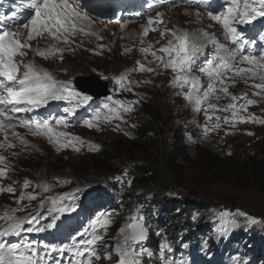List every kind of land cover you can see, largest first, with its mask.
I'll return each instance as SVG.
<instances>
[{
	"label": "rangeland",
	"instance_id": "rangeland-1",
	"mask_svg": "<svg viewBox=\"0 0 264 264\" xmlns=\"http://www.w3.org/2000/svg\"><path fill=\"white\" fill-rule=\"evenodd\" d=\"M80 1H86V5L94 8V12L99 13V3L94 2V0ZM216 1L219 4L217 9L218 13L220 10H225L230 6V0ZM147 3H149V1H147ZM177 6L178 7L161 9L160 5L156 3V7L160 8V10L156 12V18L159 22L161 20L163 21L160 23L164 28L165 35L161 36V32L156 34L150 31L153 33V35L148 36L150 39L147 38V35H144L145 27H141L140 24L132 25L128 28V25L122 27L120 31L121 36L115 38L113 36L114 31L104 27L101 20H97L90 10L91 8H89L87 12L90 14L93 22V31L95 35L86 37L78 35L73 38L74 42L68 45L60 43L58 46L68 51L67 55H65L63 51V60L58 58L61 54H57L56 58L49 57L45 59L35 55L33 51H29V55L26 59L34 61L37 65L42 66L50 72L54 71V76L61 77L59 80L71 81V87L73 88V80L77 76L78 78H87L84 80H89V78L95 76L105 80V77L113 78L120 74L128 73V79L134 82L131 87L135 89L131 92H124L123 95L121 92L115 90L114 93L107 96L106 99L112 97L113 99L131 101L133 105L139 104L141 111L144 110L145 114H152L163 120L166 119V121H169V124L171 123L170 120L177 123L182 121L180 120L179 113L186 115L187 118L184 119V121H189L192 125H195L192 142L188 141L187 138L191 137L188 134L185 136L184 140V142L187 143H184V145L186 146L188 161L184 162L183 170L175 168L171 171V168H168L167 164H161L158 178L160 181H163V184H167L166 180L170 181L168 186L175 185L182 194H190L200 199L204 198L211 201L210 208H205V211L195 215L196 219L202 220L203 225L207 224L210 226V228L207 227L209 230L207 231L208 235L214 231L213 237L219 238L222 236L224 239L229 240L235 236V234H232V226L241 225V229H245L243 236L248 237V241L254 238L260 239L264 235V190L259 189L257 186L245 187L247 186L246 183L249 174L244 169L248 168H246V163H242L240 159L257 156V159L262 160L264 163V123L259 122L260 120H264V94L259 96L254 95V93L259 90L253 87L255 83H259L260 81L248 79L247 83H245V89L248 92L242 90L243 84L238 86L240 81L245 79L234 77V84L231 81L228 82V87L231 91L235 92L234 94L238 93V91H245L247 98L250 96L254 98L252 95L255 96L258 101L257 108H253L251 113L242 116L249 118L251 115H254L257 118L255 121L249 119L248 122H240L239 119H233L231 117L228 119V122L225 123L222 113L224 112L223 109L226 107V104L224 101L225 95L222 92L216 94L220 96L219 100L213 96L210 101L202 105L200 111L191 108L186 109L182 103L184 101L188 104L187 101L182 95L176 94L179 89H174L170 86V81L172 79L170 74L174 75L171 70H164L162 67H157V63L154 59L151 60L147 57L150 54L146 55L141 50L138 51L137 49L139 47L142 48L145 43L151 44L153 49L166 46L168 40L171 39L168 30L177 28L190 32L197 30L207 31L215 34L221 43L226 44L233 50L235 49L232 43L224 38L222 28H209L208 24H201L198 21V16L196 15L198 10L185 8L179 5ZM254 6L257 9L262 7L258 2L255 3ZM84 7V5L79 6L80 11ZM158 14H161L160 17H158ZM234 27H236L240 35L244 30H254L249 36L255 37L264 27V17L254 20L251 24L237 22L234 24ZM23 31L27 32L26 29H23ZM262 36H264V30L261 31L257 38L264 43V39L261 38ZM98 37H102V39H98ZM43 43L47 44L43 45L44 48L42 49H47L50 43L54 44L56 42L46 37L43 39ZM214 51V46L208 44L205 54L200 57L198 63H203L206 56L210 55L211 58ZM244 54H248L247 49L244 51ZM120 56L130 59L126 60ZM137 61L144 64L146 67L155 68L156 71L147 72L139 70ZM241 66L248 67V65ZM135 70L138 71V77L133 73ZM200 75L202 84H204V78L209 81L207 76L203 74ZM129 76L138 78V80L136 81L133 78H129ZM155 80L163 84L162 88H160L162 93L166 94L168 97H176L175 103L168 101L166 97L159 92L155 93L152 99ZM147 82L150 83L148 89L142 87V84ZM238 87L239 89H237ZM142 88L149 94H140ZM75 90L81 95H87L77 89ZM135 101H139V103H134ZM209 102L217 104L220 110L209 109L207 107V103ZM219 102L221 103L220 107ZM141 103H146L144 106L145 108L140 105ZM66 108L70 107L63 100H50L47 105L33 109L34 112H37L38 118L32 116L33 112L27 117L24 116V112L16 114L18 120L47 119L50 123H54V121L58 119H64L67 121L68 127H60L59 130L68 132L72 134V136L80 137L85 143L83 145L77 144L80 151H74L75 154L69 151L58 152L51 148L47 137L35 136L32 135L28 129L17 127L15 131L19 133L20 137L27 140L28 143L27 145L21 144L19 139L9 135V140L15 147L0 149V155H4L7 158L6 163L9 168L7 177L0 178V187L6 188L7 186H12L16 189L15 194L0 192V215H3V212L9 208L17 207L16 199L22 192L26 194H38V199L36 201L45 199L47 207L43 209L44 216L48 215L50 218H53V216L60 217L62 215L73 214L78 207L75 201L80 193L93 192L97 186L101 185V183H105L106 179H114V177L122 175L124 169H128L129 174L127 177L123 178L125 182L123 184L125 187L128 186L130 191H132L130 194L133 193L131 199L129 198V200H127V203H129L130 200L134 202V204H130V208H135V212H131L128 209L125 210L123 207L115 208L111 218L112 223L109 225L112 231L107 234L112 240L110 243L106 241L108 244H114L115 238L119 235V229L128 222L129 217L139 213V207L141 209L143 205H148L146 204L147 200L143 199L145 196H137V199L134 201L135 193L138 190L135 185L133 186V182L136 179L133 171L137 170V164H142L143 156L134 151L131 146L126 145L125 139H132L135 136L136 129L133 127V123L132 125L131 122L126 124L125 121L120 120H112L110 123L102 122L98 128L94 126L91 129L87 127L86 123H76L74 126H71L69 125L71 120L70 115L64 111ZM99 108H102V104L99 105ZM228 112L231 113V110ZM137 113L138 109L132 111L129 117L132 122L137 118ZM240 114L241 111L237 113V116L241 117ZM220 115L223 117H220ZM208 117H211V119ZM217 117H220V119L217 120ZM82 118L87 120L85 116H82ZM216 124H219L218 128L215 127ZM117 125H119L118 128ZM205 126L210 129L207 133L205 132ZM226 128L229 129L228 132H224ZM191 129L192 126H185V131H189L190 134H192L190 131ZM125 133H127V135ZM0 136L3 135L1 134ZM2 141L3 139L0 142ZM53 145L56 146L55 144ZM95 146H98V148ZM115 146L121 153L119 158L114 154ZM153 147L155 148L151 150L153 154L149 159L153 161L157 159L156 161H158L162 156L161 147L159 145ZM228 153H231V155ZM207 154L218 156L219 162L229 161V163H222L223 165H221L222 168L219 170L220 172H217V175L221 178H218L217 181L206 178V176L203 175L207 170L206 168L209 167L207 165L209 163L206 162L209 159ZM93 157H98L100 162L97 160L92 161ZM229 158H233V160H229ZM13 160L14 170L8 165ZM230 161L233 162L230 163ZM237 166H239L240 169L237 168ZM241 166H243L244 169H242ZM230 172L232 173L228 175L227 173ZM237 175H240L241 180L244 178V181L236 182L233 178H236ZM128 179L132 180L131 185L127 183ZM25 180L31 182L30 187L27 189L23 187ZM45 182L50 186L49 192H43L42 188L37 187V185ZM77 189H79V191H76ZM66 193L73 195L69 196V198L62 203L65 206L75 208V211L64 212L63 214L53 212L52 215H49L47 209L51 207V204L46 198L49 196L56 197ZM36 201L29 202L25 200L22 203L31 205ZM232 203H234V207ZM214 204L222 205L223 208H213L212 205ZM137 205H139V207H137ZM237 210H242L257 218V223L249 224L246 218L236 217V223L230 224L222 221L219 216V213L223 211H228L234 215ZM20 213L21 214H17L21 216L26 214ZM209 220L210 222H208ZM2 222L3 221H0V223ZM11 237L12 236L0 238V242L5 243L3 241L5 238L6 244H11ZM258 246H263V243L257 245L253 250ZM110 261H116L115 255ZM187 263L180 261L179 264Z\"/></svg>",
	"mask_w": 264,
	"mask_h": 264
},
{
	"label": "snow or ice",
	"instance_id": "snow-or-ice-1",
	"mask_svg": "<svg viewBox=\"0 0 264 264\" xmlns=\"http://www.w3.org/2000/svg\"><path fill=\"white\" fill-rule=\"evenodd\" d=\"M26 9L32 10L27 22L20 26L27 30V36L19 31H11L0 29V134L4 139L0 142V149L13 148L15 145L9 140V135L19 139L21 144L27 145V140L20 137L15 131L17 127L28 129L35 136H46L48 141L57 146V151L72 147L75 151H80L77 144L83 145L85 141L68 132L59 130L60 127L67 128V121L58 119L54 123L45 120H27L19 119L16 114L21 112H29L35 108L47 105L50 100H72L75 106L66 108L64 111L69 115H75L77 108L88 104L91 97L81 95L71 87V81L59 80L49 70L37 65L34 61L26 59L28 52L33 51L35 55L45 59L52 57L63 60L62 53L64 49L59 47L60 43L68 45L74 42L73 38L81 36L95 35L92 29V20L88 13L79 9L80 0H22ZM195 4L206 2V0H192ZM259 3L262 7L257 9L254 5ZM17 13L13 12L12 17L0 16V22L8 19H14ZM161 14H158L160 17ZM200 15L199 12L196 13ZM210 18L222 25L223 35L226 40L232 44H239V48L233 50L226 44L221 43L215 34L204 30L190 32L188 30L169 29L171 39L168 40L166 46L153 50V46L149 44L140 50L150 54L157 67L164 70H171L174 74L170 86L179 89L177 95L194 106V109L200 111L202 105L210 101L215 96L220 99L218 92H222L225 96H231L232 103L227 104L223 111L231 110L232 118L239 119L240 122H248L249 119L255 121L257 118L251 115L249 118L238 117L237 113L241 110L247 111L249 105L255 104L256 101L247 98L246 94L241 96L229 93L228 82L235 83L234 77L259 80L253 87L259 91L254 95L264 94V55L256 56L244 54L245 43L234 24L247 23L251 24L257 17H264V0H230V6L218 14L209 13ZM163 22L162 20L160 21ZM149 25L154 24L153 18H149ZM123 27V25H122ZM154 30V29H153ZM148 29H144V35H147ZM45 34L56 43L50 44L47 49H33L31 41L38 38L43 39ZM161 36L165 33L161 32ZM264 39V36L261 37ZM102 39V37H98ZM208 44H212L215 48L211 58H207L203 63H198L201 56L205 54ZM248 65L242 67L241 65ZM139 70L147 72H155L156 69L146 67L137 61ZM209 78V83L205 87L202 84L201 75ZM231 74V75H229ZM106 79L108 77H105ZM112 79L118 85H121L124 91H133L131 85L133 81L128 79V73H123ZM240 101V103H237ZM134 103H139L135 101ZM207 107L213 110H220L217 104L207 103ZM133 102L113 99L108 97L103 103L102 108L94 110V115L85 123L89 129L99 127L102 122H111L112 120L124 121L121 113L133 111ZM211 119V117H208ZM220 117H217L219 120ZM228 117H224L225 123ZM264 123V120H260ZM135 125H133L134 127ZM119 125H117V128ZM216 128L219 124L215 125ZM210 129L205 126V132ZM127 135V133H125ZM251 134V133H249ZM191 137H189L190 139ZM98 148V146H95ZM15 154V153H14ZM231 155V153H228ZM7 158L0 155V178H6L9 168L7 166ZM128 169L123 170L122 175L114 177L118 182L128 176ZM68 182V181H66ZM127 183L132 184V180L128 179ZM31 182L24 181L23 187L27 189ZM42 188L43 192H49L50 186L45 182L37 185ZM76 191H79L77 189ZM0 192H8L15 194L16 189L12 186L0 187ZM73 194H61L60 196H49L46 199L50 202L51 207L47 209L49 215L53 212L63 214L64 212L75 211L71 206H65L62 202ZM38 194L21 193L16 199L17 207L9 208L0 215V238L19 236L21 232L33 231L44 232L49 228L55 227V223H48L46 227L34 228L31 225L39 224L42 211L45 205V199L39 200V209L29 211V206L22 202L36 201ZM26 213L18 215L17 213ZM222 221L225 223H236V217L246 218L247 223L256 224L257 218L248 213L237 210L233 215L228 211L219 213ZM59 216H53V221L58 220ZM196 219L195 216L192 217ZM112 223L110 217L103 214L92 220L89 232L85 229V233L81 234V238L76 240L73 238L72 245L65 244L63 247L45 243L41 246H34L33 242L11 243L6 244L0 242V264H47L46 257L51 253L62 254L71 252L74 259L70 264H94L95 261L101 259L112 260L116 257V264H145V257L151 259L154 253L148 249L147 241L149 240L151 225L147 218L140 213L133 214L129 217L128 222L119 229V235L115 238L114 244L103 242V235L99 229L106 230ZM25 225H28L25 228ZM101 249L102 251H98ZM173 248L167 240H162L158 245L160 264H178V262L169 259L166 253H171ZM44 253L42 256L41 253ZM87 254V256H86ZM246 264V262H245Z\"/></svg>",
	"mask_w": 264,
	"mask_h": 264
},
{
	"label": "trees",
	"instance_id": "trees-1",
	"mask_svg": "<svg viewBox=\"0 0 264 264\" xmlns=\"http://www.w3.org/2000/svg\"><path fill=\"white\" fill-rule=\"evenodd\" d=\"M147 115V113H146ZM144 115L133 121L135 125L134 128L138 132L136 138L125 139V144L133 148L134 151L138 152L143 156L142 164H137V170L133 171L135 180L133 186H136L135 196H145L148 205L145 206L143 210V215H147L149 224L151 225V231L147 245L151 248L158 246L160 240L164 239L168 242L179 245L180 243L193 239L199 235V231L202 229L203 222L200 219L193 220L192 217L199 212L205 211L211 207V201L204 198H198L190 194H182L179 192L177 187L168 186L163 184L158 178V172L161 170V164H167L171 171L175 168L181 170L184 169V162L188 161V154L186 146L184 145V119L187 118L186 115L179 113L180 123L166 119L158 118L152 114ZM171 135V136H170ZM170 136V137H169ZM169 137V140H168ZM161 147V159L155 161L149 159L153 153V146ZM114 154L119 158L120 152L117 147H114ZM125 155V154H124ZM208 155V160L206 161L209 167L204 172L203 175L206 178L217 181L221 178L217 175V172L221 170L224 163H229V161L219 162L218 156L211 154ZM205 155V156H207ZM211 156V157H209ZM242 163L245 162L248 169L246 170L249 174L247 177V183L245 187L257 186L259 189L264 190V163L262 160L256 157L240 158ZM239 159V160H240ZM100 159L98 157H93L92 161ZM233 160V158H229ZM100 162V161H99ZM233 161H230V163ZM223 163V164H222ZM164 167V166H163ZM239 168V166H237ZM240 169V168H239ZM220 172V171H219ZM218 172V173H219ZM232 172L227 173L230 175ZM234 180L243 182L240 175H237ZM110 183V189L114 195L117 193H124L125 199L130 195V189L128 186H123L124 180L118 182L115 179L107 180ZM233 207L235 206L232 203ZM213 208L222 209V205L214 204ZM151 214V217L149 218ZM197 240V239H195Z\"/></svg>",
	"mask_w": 264,
	"mask_h": 264
},
{
	"label": "water",
	"instance_id": "water-1",
	"mask_svg": "<svg viewBox=\"0 0 264 264\" xmlns=\"http://www.w3.org/2000/svg\"><path fill=\"white\" fill-rule=\"evenodd\" d=\"M84 79L80 78L76 82L77 86L84 91L90 92L96 97L107 95L115 89V83L112 81L111 78H109L107 81H102L96 76L89 78V80Z\"/></svg>",
	"mask_w": 264,
	"mask_h": 264
},
{
	"label": "bare ground",
	"instance_id": "bare-ground-1",
	"mask_svg": "<svg viewBox=\"0 0 264 264\" xmlns=\"http://www.w3.org/2000/svg\"><path fill=\"white\" fill-rule=\"evenodd\" d=\"M83 5L86 6V4H85L84 2H82V4L79 5V6H83ZM93 26H94V25L92 24V29H94Z\"/></svg>",
	"mask_w": 264,
	"mask_h": 264
}]
</instances>
